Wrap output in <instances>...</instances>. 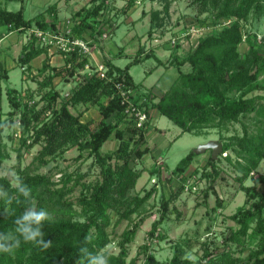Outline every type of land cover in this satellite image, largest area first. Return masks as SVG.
<instances>
[{"label": "trees", "instance_id": "1", "mask_svg": "<svg viewBox=\"0 0 264 264\" xmlns=\"http://www.w3.org/2000/svg\"><path fill=\"white\" fill-rule=\"evenodd\" d=\"M137 1L129 0L125 11L135 7ZM192 3L199 8L200 16L211 13L215 21L232 20V24L217 34H206L198 39L196 47L182 59L173 52L175 55L169 59V64L178 69L179 76L160 98L153 89H143L130 73L134 65L151 58L158 66L164 64L152 50L139 52L125 67L116 65L111 59L104 60L107 78H101L98 73L81 76L82 80L67 97L54 89V81L59 77L82 75L80 72L90 60L78 51L66 56L59 51L64 61L61 68L44 61L40 69L43 80L34 78L42 102L35 101L34 92L23 94L16 88L7 87L11 110L5 114V120L0 113V161L7 157L5 129L19 114L22 132L31 139L28 148L38 145L41 149L31 166L18 169L17 187L9 178H0V209L12 212V217L0 224V264H97L101 259V264H136L135 259L127 261L128 246L134 242L144 219L124 234L118 255L103 252L113 242L108 232L112 214L118 216L115 226L125 220L131 221L133 215L142 216L145 205L157 192L154 187L143 197L131 194L145 171L138 170L136 162L150 152L143 146L147 144V134L152 128L153 109L172 121L183 134L205 136L211 130H217L223 151L218 160L209 157L204 169L212 172H206L204 176L214 184L221 175L217 165L223 158L238 173L236 180L247 196L245 205L230 217L238 228L230 231L221 248L213 250L210 243H203L204 253L198 264H241L235 252L242 251L246 238L259 239L257 249L248 256L249 263L264 264V189L257 188L259 185L264 188V175L253 177L264 161V46H257L256 36H251L247 38L249 51L243 55L239 52L245 37L244 23L252 14L264 15V0H193ZM103 8L104 2L86 13L74 15L72 34L75 39L90 40L92 47L96 36L104 35L103 30L98 29ZM57 21L56 4L32 19L25 18L23 9L13 12L0 7V29L8 34H27L34 29L60 34ZM194 25L208 30L211 27L208 19L200 18L190 26ZM170 46L175 50L180 47L179 44L171 45V40ZM48 52L49 48L39 46L37 39L29 35L18 62L28 72L32 70V61ZM186 64L190 66L188 72L182 70ZM4 81H9V73L0 63V101ZM123 92L127 93L131 103L147 113L148 120L143 127L139 128L134 116L127 113L129 104ZM89 103L100 104L101 120L96 128H92V121H83L84 113L75 115L71 112V108ZM237 124L242 126V134L233 129L234 133L228 135L231 127ZM113 134L118 141L117 149L102 154L103 146ZM24 136L21 145L26 147ZM73 148H78L81 156L87 151L95 159L101 179L85 184L82 182L86 174L73 173L56 182L53 175L35 173L34 164L48 165ZM18 153L22 159V149ZM225 153L227 155L223 157ZM197 156L193 150L166 179L167 182L174 179L180 182L179 192L173 193L171 199L192 186L189 187L186 173ZM162 170V166L154 167L151 175L161 180ZM248 179L255 184L245 186ZM79 186H82V196L77 202L82 208L80 214L74 210L75 202L68 198ZM171 214L169 201L164 202L161 219L153 224L149 233L150 241L166 240L164 234L158 233L163 221ZM191 243L187 239L174 244L170 264H190L186 255ZM143 248L150 250L148 246ZM146 264L159 263L151 255Z\"/></svg>", "mask_w": 264, "mask_h": 264}, {"label": "rangeland", "instance_id": "2", "mask_svg": "<svg viewBox=\"0 0 264 264\" xmlns=\"http://www.w3.org/2000/svg\"><path fill=\"white\" fill-rule=\"evenodd\" d=\"M103 2L104 8L99 14L102 22L98 24V29H102L107 38L96 36V39H94V46H92L94 58L93 56L89 58L92 67L96 68L98 62L103 63L106 59H111L116 65L125 67L139 52L155 51L158 58L163 61V65L158 66V62L151 58L143 63L134 65L130 73L136 83H141L143 89H153L159 98L179 76L178 69L169 64V59L171 60L173 55H175L173 52H176L178 57L182 59L196 47L198 42V36L192 38L188 36L178 43L180 47L175 50L170 46L171 38L179 32L198 27L195 25L190 26L192 23L197 22V18L208 19L211 23V27L206 32L207 35L217 34L224 27L232 24L229 23L232 20L222 19L221 21H215L211 13L200 16L199 8L193 6V0H138L139 3H136L135 7L127 11L125 9L129 1L126 0H0V7L13 12L23 9L25 18L32 19L56 4L58 8L57 28L63 33V31L68 30L72 26L73 17L76 13H86L87 10ZM244 30L245 37L243 43L239 46V52L242 55L249 51L250 45L247 38L251 36H256L255 44L257 46H264V15H250L249 19L244 23ZM4 32L7 33V31ZM13 38H17L20 42H27L29 33H16V36L13 35L3 41L2 44L0 43V63L5 66L16 64L9 71V81L2 83L3 92L0 101V113L3 114L4 120L6 119L5 114L11 110L7 97V87L16 88L23 94L34 92L36 94L34 97L35 101L41 100L42 102L41 96L37 93L39 86L34 78L38 77V80H43L44 76L40 75V69L43 65L28 72L21 69L18 59L22 54L23 45L18 44L15 49L12 48L13 46H10L9 49L7 48ZM6 53L7 55H5ZM45 59L51 66L61 68L64 64L62 56L55 48L49 50ZM6 60H9V65L5 62ZM182 70L188 72L190 71V66L186 64ZM80 74L82 75H75L72 78H56L54 89L60 92L62 97H67L75 85L82 80L81 76L86 75L83 71ZM105 102L106 99L102 101V103ZM71 112L75 115L84 113L83 121H92V128H96L101 120L100 104L93 105L89 103L81 105L77 108H71ZM151 113L152 128L147 134L148 142L143 146V149L149 148L150 152L142 160L136 162L137 169L145 171L131 194L143 197L154 187L157 188V192L145 205L142 216L133 215L131 221L125 220L115 226L118 216L115 213L112 214V225L108 232L113 242L103 253L105 255H118L121 252L120 243L124 239V234L128 230H132L136 224L141 223L144 219L134 242L128 246V262L135 259L137 261L136 264H146L148 257L153 255L159 264H170L174 256V244L181 242V240L190 239L192 241L191 249H189L186 258L190 264H198L204 253L203 243H210L213 250L217 247L221 248L230 231L238 228L230 217L240 207L245 205L247 196L236 180L238 173L223 158L220 159L217 165L221 170V175L214 184L204 176L206 172L211 171V169L205 171L204 166L209 157H213V155L211 150H204L203 147L210 144V142H219L217 130H211L210 134L205 136L183 134L178 126L167 117L161 116L157 110L153 109ZM19 119L20 114L15 117L13 124L5 129L4 143L7 157L0 161V178H9L14 187L19 185L18 169L23 170L31 166L41 149L38 145L28 148L31 144V139L28 135L24 136ZM231 128L232 131L228 135L234 133L233 129H236L240 134L243 132L240 124ZM22 136L26 138V147L21 145ZM117 147L118 141L113 134L103 146L102 154L112 153ZM19 149H22V159L18 157ZM193 150L197 152L198 156L186 173L190 180L189 187L192 186L188 191L185 190L171 199L173 193L179 192L180 182L177 179L167 182L166 179L169 178L179 162ZM88 154L85 151L81 156L80 150L73 148L57 156L48 165L40 166L38 163L34 164L33 169L35 173L41 175H53V180L56 182L65 178L64 175L80 173L86 174L82 183H94L101 179L100 167L96 165L95 159ZM226 155L225 153L223 157ZM219 156L220 154L217 157H213V159L218 160ZM158 166L163 167L161 180L151 175V170ZM260 175H264V161L260 164L253 177L256 179ZM254 184L253 180L248 179L245 186L250 187ZM61 186L62 183H60L59 188ZM257 188L259 190L264 189L262 185ZM81 194L82 186H79L68 197L72 202H75L74 210L78 214L82 211L81 206L77 203L82 196ZM167 201H169V208L172 214L169 219L163 221L158 233L164 234L166 240L159 241L155 239L150 241L149 233L153 224L161 219L163 203ZM11 213L9 209L6 211L0 209V224L10 219L12 217ZM49 216L51 215L49 214ZM52 216L55 217L54 215ZM79 218L83 220L81 217ZM258 244V238L253 240L246 238L242 251L235 252V256L240 258L241 264H250L248 256L252 250L257 249ZM144 246L150 247V250L145 251ZM102 261L103 259L98 261L97 264H101Z\"/></svg>", "mask_w": 264, "mask_h": 264}, {"label": "built area", "instance_id": "3", "mask_svg": "<svg viewBox=\"0 0 264 264\" xmlns=\"http://www.w3.org/2000/svg\"><path fill=\"white\" fill-rule=\"evenodd\" d=\"M137 3L139 2L137 1ZM229 23H231V21H229ZM72 26L68 28V30L63 31V33L60 32V34L52 32L50 30L43 31L40 29H34L30 31L29 35L34 36L37 39V43L39 46L49 48V50L55 48L58 52L61 51L63 54H65V56L67 54L78 51L79 55L87 56L89 58L92 57L94 53L92 51V47L89 45V43H91L92 41L89 40L88 42H85L80 39H75L72 34ZM207 31L208 29L206 28L194 27L190 30L179 32L177 35L171 38V45H177L182 41V39L188 36H190L191 38L198 36V40L201 37L206 36ZM103 36L104 38H107L106 35ZM83 72L88 75L98 73L101 78H107L108 68L104 65V63L101 62H98L96 64V68H93L90 63L85 66ZM122 94L123 96H125V101H127V103L129 104L127 113L130 116H134L137 121V126L139 128L143 127L148 120L147 113L145 112V110H142L136 107L133 103H131L129 98L126 97V92H123Z\"/></svg>", "mask_w": 264, "mask_h": 264}, {"label": "crops", "instance_id": "4", "mask_svg": "<svg viewBox=\"0 0 264 264\" xmlns=\"http://www.w3.org/2000/svg\"><path fill=\"white\" fill-rule=\"evenodd\" d=\"M2 33V35H3V39H1L0 40V43L2 44L3 43V41H5L6 39H8V38H10L11 36H16V32H12V33H5L4 31H2L1 29H0V34ZM26 41L25 42H20L17 38H13L12 40H10V43H9V46L7 47L8 49H9V47L10 46H13L12 48L13 49H15V47L17 48L18 46V44L19 45H23V47H22V50H23V48H24V46L26 45ZM0 44V45H1ZM5 55H7V53L5 54ZM46 55V54H45ZM44 54H43V56L41 55L40 57H38V58H40V59H38V58H36V59H34L33 61H32V63H31V66H32V71H33V68H40V66L41 65H43V63H44V61L45 60H47V59H45V57L47 58V55L45 56ZM5 57V56H4ZM3 57V58H4ZM2 58V57H1ZM38 59V60H37ZM45 59V60H44ZM37 60V62H35ZM6 63H8V65L10 64V62H9V60L7 61H5ZM7 65V64H6ZM16 66V64H13V65H11V66H5L4 65V67H5V69H6V71H8V73H9V71H10V69H12V68H14ZM20 68H21V65L19 66ZM21 69H23L24 70V68H21ZM211 143V142H210Z\"/></svg>", "mask_w": 264, "mask_h": 264}, {"label": "water", "instance_id": "5", "mask_svg": "<svg viewBox=\"0 0 264 264\" xmlns=\"http://www.w3.org/2000/svg\"><path fill=\"white\" fill-rule=\"evenodd\" d=\"M203 149L211 150L213 157H217L223 151L222 144L219 142H211L207 146H204Z\"/></svg>", "mask_w": 264, "mask_h": 264}]
</instances>
